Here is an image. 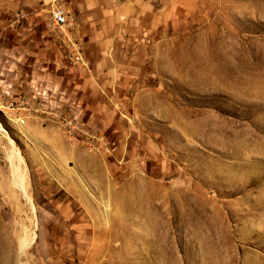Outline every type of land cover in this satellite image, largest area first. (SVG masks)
<instances>
[{"label":"rangeland","instance_id":"rangeland-1","mask_svg":"<svg viewBox=\"0 0 264 264\" xmlns=\"http://www.w3.org/2000/svg\"><path fill=\"white\" fill-rule=\"evenodd\" d=\"M64 1L0 0V264H264V0H182L78 111Z\"/></svg>","mask_w":264,"mask_h":264},{"label":"crops","instance_id":"crops-1","mask_svg":"<svg viewBox=\"0 0 264 264\" xmlns=\"http://www.w3.org/2000/svg\"><path fill=\"white\" fill-rule=\"evenodd\" d=\"M70 20L74 22V37L82 62L76 63L69 53L70 48L61 44L58 36L50 34L49 38L56 47L43 59L42 52L32 53L40 60L28 66L38 65L47 71L51 81L61 80L62 87L69 84L78 85L77 96L70 98V106L78 111L77 101L91 108L101 105H111L117 100L116 90L123 86L128 73L134 70L135 58L141 49V41L147 40V33L156 29L160 17L174 11L175 6L182 0H65ZM52 11V10H51ZM49 34V33H48ZM50 41V40H48ZM47 41V42H48ZM138 53H137V52ZM31 54V53H29ZM64 55L69 57L67 60ZM41 58V59H40ZM64 58V59H63ZM63 59V62H62ZM136 68H138L136 66ZM51 91V89H49ZM64 91H51V97L56 102L64 96ZM61 95V96H60Z\"/></svg>","mask_w":264,"mask_h":264},{"label":"built area","instance_id":"built-area-1","mask_svg":"<svg viewBox=\"0 0 264 264\" xmlns=\"http://www.w3.org/2000/svg\"><path fill=\"white\" fill-rule=\"evenodd\" d=\"M51 21L54 28L59 30V32L65 36V43L68 44V47L70 48L69 53L71 54L73 61L76 63L82 62V56L78 47L79 43L73 35V30L75 29L74 22L70 20L69 13L64 5L56 4L53 7L51 11ZM47 90L44 92L45 95L47 94ZM49 94L50 93H48V95ZM11 105L14 107L15 101L11 102Z\"/></svg>","mask_w":264,"mask_h":264},{"label":"bare ground","instance_id":"bare-ground-1","mask_svg":"<svg viewBox=\"0 0 264 264\" xmlns=\"http://www.w3.org/2000/svg\"><path fill=\"white\" fill-rule=\"evenodd\" d=\"M25 194V193H24ZM26 196V195H25Z\"/></svg>","mask_w":264,"mask_h":264}]
</instances>
